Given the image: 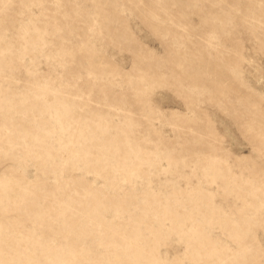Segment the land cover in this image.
I'll return each instance as SVG.
<instances>
[{"label": "rangeland", "instance_id": "rangeland-1", "mask_svg": "<svg viewBox=\"0 0 264 264\" xmlns=\"http://www.w3.org/2000/svg\"><path fill=\"white\" fill-rule=\"evenodd\" d=\"M0 264H264V0H0Z\"/></svg>", "mask_w": 264, "mask_h": 264}]
</instances>
